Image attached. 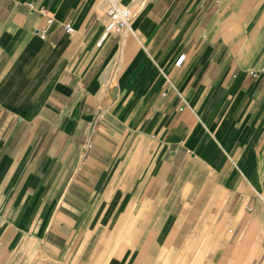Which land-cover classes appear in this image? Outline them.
<instances>
[{
  "label": "crops",
  "instance_id": "obj_1",
  "mask_svg": "<svg viewBox=\"0 0 264 264\" xmlns=\"http://www.w3.org/2000/svg\"><path fill=\"white\" fill-rule=\"evenodd\" d=\"M99 2L0 0V264H264V0Z\"/></svg>",
  "mask_w": 264,
  "mask_h": 264
},
{
  "label": "built area",
  "instance_id": "obj_2",
  "mask_svg": "<svg viewBox=\"0 0 264 264\" xmlns=\"http://www.w3.org/2000/svg\"><path fill=\"white\" fill-rule=\"evenodd\" d=\"M132 3L133 0L129 3H124V0H100L99 9L104 20V31L100 37L99 44L106 42L112 36H122L132 28L134 18ZM49 21L50 19H48ZM64 28L68 33L75 31L71 23H66ZM184 59V55L180 56L176 61V65H181Z\"/></svg>",
  "mask_w": 264,
  "mask_h": 264
},
{
  "label": "bare ground",
  "instance_id": "obj_3",
  "mask_svg": "<svg viewBox=\"0 0 264 264\" xmlns=\"http://www.w3.org/2000/svg\"><path fill=\"white\" fill-rule=\"evenodd\" d=\"M141 3L140 0H136L135 2L132 3V7L134 9V18L133 20L136 18L137 13L139 12V9L141 8Z\"/></svg>",
  "mask_w": 264,
  "mask_h": 264
},
{
  "label": "rangeland",
  "instance_id": "obj_4",
  "mask_svg": "<svg viewBox=\"0 0 264 264\" xmlns=\"http://www.w3.org/2000/svg\"><path fill=\"white\" fill-rule=\"evenodd\" d=\"M129 2H130V0H124V3H129ZM136 17H137V16H136ZM128 31H129V30H128ZM125 33H126V32H125ZM125 33H124V34H125ZM124 34H123V35H124ZM110 91H111V92H110L111 94H114V96L116 95L117 90H116L115 87L112 88V90H110Z\"/></svg>",
  "mask_w": 264,
  "mask_h": 264
}]
</instances>
